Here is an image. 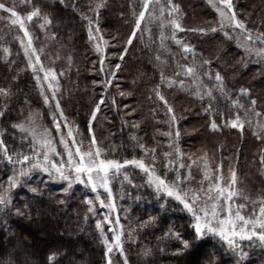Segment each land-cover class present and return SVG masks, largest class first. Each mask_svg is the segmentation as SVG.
I'll list each match as a JSON object with an SVG mask.
<instances>
[{"label":"trees","instance_id":"16d2710c","mask_svg":"<svg viewBox=\"0 0 264 264\" xmlns=\"http://www.w3.org/2000/svg\"><path fill=\"white\" fill-rule=\"evenodd\" d=\"M99 2L31 0L51 19L49 27L55 42L68 54L72 64L74 91L65 99L67 115L75 118L83 131H89L91 122V134L95 135L108 159L144 158L148 162L150 158L145 157L138 146L141 143L147 149L157 150L158 161L163 159L164 151L174 152L176 147L185 163L207 154L211 169L222 164L223 177L228 175L231 179V173H236V185L244 189L241 193L252 200L264 197V164L260 161L264 155V141L253 135L256 122L264 124V115L245 116L244 109L233 106V101L239 99L240 104L249 108L250 99H254L256 111L264 114V58L256 54L249 56L238 46L239 30L220 29L218 13L209 0H171L179 12L173 11L172 16L166 12L162 20H146L142 24L144 31L137 33L131 45L127 41L134 28L133 12L138 14L142 10L141 0H103L104 6L97 16L90 9H95ZM168 2L160 0V6L167 7ZM232 2L237 17L251 30L254 39L264 33V0ZM16 5L25 14L31 10L24 0H16ZM84 15L92 18L93 28L98 24L100 31L94 34L103 38L101 53L95 49L97 42L89 40L88 23L82 19ZM172 19L185 29L209 30L205 33L177 31L176 37L194 49L195 63L211 61L204 71H211L213 75L220 73L226 96L215 92L212 99L206 95L201 99L194 91H189L194 87L189 78L174 77L179 70L176 65H191L193 57L188 54L184 59L181 46L170 38L161 44L162 31L165 37L171 35ZM40 21L37 19L34 23ZM160 23L165 25L163 29ZM213 27L217 28L215 33L210 31ZM225 30L230 32L232 39L225 38ZM252 46L264 47L258 42ZM4 48H8L9 53L6 54ZM24 56L13 32L0 25V88L10 89L7 98L0 95V109H7L6 115L0 118V136L10 155L29 151L27 141L12 127L20 117L21 106L29 104L27 109L45 112L42 98L35 89L33 72L26 66ZM161 71L167 77L184 79L186 85L183 89L178 85L160 89L177 117L171 129L166 107L153 94L160 83ZM204 83L211 87L213 81L205 77ZM241 88L248 89L250 96H240ZM96 104H100V113L92 120ZM210 104L211 111L206 113ZM213 113H219L214 117L221 125L218 131L210 129ZM237 114L245 123L242 131L224 126L226 120L235 119ZM249 119L251 125L246 122ZM177 129L181 133L178 140L175 137ZM169 132L171 137L166 135ZM199 143H207V146L201 147ZM169 144L173 145L171 149ZM10 170L12 166L0 159V181ZM158 170L163 172L162 168ZM193 176L192 187L198 180L196 174ZM146 181L147 177L130 165L110 181L114 201L129 208V217L137 230L136 243L126 246L129 264H226L230 261L237 264L238 260L223 251L225 245L217 237L208 236L193 243L190 249L179 251L182 243L176 233L187 240L193 236L190 217L182 210V205L158 196ZM76 197L72 200L68 196L36 195L26 191L24 200L18 198L9 206L11 211L0 212V264H106L103 247L91 229L90 216L80 219L83 205ZM17 208L25 214L17 215ZM141 247L150 248V251L144 253ZM250 248L248 260L255 259V264H262L264 243L259 247L256 242ZM213 253L218 257H211ZM49 255H55V260L49 262Z\"/></svg>","mask_w":264,"mask_h":264},{"label":"snow or ice","instance_id":"6c2138e0","mask_svg":"<svg viewBox=\"0 0 264 264\" xmlns=\"http://www.w3.org/2000/svg\"><path fill=\"white\" fill-rule=\"evenodd\" d=\"M63 3V0H60ZM24 3L28 5L31 10L26 15H21L16 10L15 3H6L4 0H0V14H8L7 19L12 26H18L19 30L23 32L27 37V43L25 44L21 40V46L24 48V54L28 59V67L33 70V74L39 81L41 79L39 73L43 72V80L48 82V88L51 90V97L44 95V103L47 105L50 103V99L55 101V109L59 112V116L52 115V122L55 127V133L59 136L58 143L63 146V153L57 151V147L54 144V137L51 135V130L42 128L37 124V116L29 115L24 122L13 124L14 129H18L22 136L27 138L29 151L28 153L16 152L15 155L9 154V148L5 144L2 136H0V159L6 160L9 165L12 166V175L7 178V186L0 184V212L11 211L9 207L11 205V191L21 184L22 179L30 176L33 171H41L46 173L50 178H56L68 182V188L72 187L73 183H79L91 189L96 194L95 201H98L100 208H108L109 211L115 210V204L112 196V189L110 181L113 176L118 174L122 169L127 166H133L138 168L146 177L147 184L155 189L158 196H164L171 198L183 206L182 210L186 211L190 217V226L193 230V236L191 240L183 239L179 233H176L177 239L181 240L182 248L179 251L188 250L192 247L193 243L200 242L208 236L217 237L220 241L227 245L229 250L234 252L239 250V242L244 240L258 239L264 243V197L258 200H251L249 196L244 195L238 189L235 188L236 173H231V180L224 179L222 174V164L218 165L216 169H211L207 154L204 157L199 158L202 161V178L195 183L197 187L190 186L195 180L192 173V166L196 165L200 167V163L197 159L191 160V163H185L183 154L178 147L175 151H164L163 159L158 161L157 150L155 148L147 149L144 144H139V148L144 153L145 157L150 158L148 162L144 158H133L131 160H124L123 162L116 159H108L103 149L98 146L95 135L93 134L91 140L87 146L83 142H77L73 130L67 123V118L64 116L63 110L60 108V102L56 97V81L57 73L52 68H45L41 63V57L37 54V50L33 48L32 36L29 32L27 25L35 19L42 20L39 24L41 29H44L45 25L51 24V19L43 14L42 9L31 3V0H24ZM209 4L219 16V27L221 30L231 29L232 32H238L237 43L238 46L244 49V52L249 56L256 54L257 56L264 58V47H253L252 45L257 42L264 45V33L258 34L255 39L253 38L251 30H249L246 24L240 20L234 10L232 0H209ZM104 6L103 0H100L96 4L95 9H90L99 15V9ZM75 7V5H73ZM141 11L137 14L133 12L135 17L134 28L131 35L128 38V45H131L133 39L136 38L137 33H142L144 29L142 24L148 20H162L165 13L168 16H172L173 11L179 12L176 5L168 2V6H160V0H141ZM159 13V15H157ZM0 19H5L3 15H0ZM82 19L88 23V36L90 41H97L96 50L98 53L102 52L101 36L95 35L99 33L98 24L93 28V20L91 17L84 15ZM161 29L165 27L163 23L159 25ZM170 26L172 32L170 37H165L163 31L160 35L161 44L164 43L166 38H170L177 45L181 46L184 55V59H187L188 54H192L193 63L191 65H180L176 67L179 69L174 73V77H187L192 81L194 85L189 91H194L201 99L206 95L209 99L214 97L215 92H219L222 96H226L227 90L224 85L223 77L219 72L214 75L211 71L205 72V66H209L211 61L203 60L201 63H195L196 56L192 47H189L183 41L177 39V31H200L205 33L208 29H185L181 24L175 20H170ZM150 32L151 30L148 29ZM215 33L217 28L210 29ZM224 36L227 39H232L229 31H224ZM3 51L9 53L8 48H4ZM40 51H43L42 49ZM127 49H125V52ZM33 57L35 59L33 60ZM123 60V56L120 57ZM156 59L159 61L160 57ZM103 63V61H101ZM120 65L117 64L116 68L119 69ZM62 75V73H61ZM115 75L114 73L112 74ZM205 77L209 81H213L211 87H208L204 83ZM111 81H108L110 84ZM179 86L181 89L185 88L184 79H175L167 77L163 71L160 73V83L153 89V94L159 101L163 102L166 107V113L169 114V128L177 121L174 109L168 105L165 96L160 90L162 86L172 88L173 86ZM0 95L7 98L10 95V89L0 88ZM123 95V93H121ZM240 96H250L248 89L241 88ZM231 99V97H228ZM103 100L100 101V104ZM251 107L245 108L243 104H240L239 99L233 101V106L237 109H244L245 116L261 117V112L256 111V100L250 99ZM99 111V105L96 106L95 111L92 112V120L96 119V113ZM211 111V104L205 112ZM7 113V109H0V118L4 117ZM219 113H213V119L210 123V129L212 131H218L221 128L216 120L215 116ZM61 121H63V128L67 129L65 136ZM249 125L252 124V120L246 121ZM224 126L231 128H239L241 131L245 127V123L241 122L239 114L235 119L226 120ZM91 122L89 124V132L91 133ZM166 135L172 136L169 132ZM181 135L179 129L175 132V137L179 138ZM258 140L264 141V124L259 121L256 122V131L253 132ZM135 139V137H133ZM23 143V141H22ZM173 147L169 144V148ZM14 151V150H13ZM55 157H59L56 160ZM66 157V159H65ZM260 161L264 164V155H261ZM162 168L161 173L158 169ZM185 170V171H181ZM172 174L171 176L169 174ZM103 189L107 193L108 202L100 198L99 190ZM32 192H37V188L30 189ZM67 191V189H65ZM238 200L250 202L253 205V209L250 213L244 214V209L247 207L246 203H238ZM63 203V201H61ZM85 203L89 205L88 211H94V201L92 199H85ZM258 211L256 210V206ZM17 215H24L25 213L17 208ZM103 223L112 225L109 231L114 234L111 242L104 233ZM115 225H119V230ZM96 228L100 231L101 242L105 245L106 256L108 257L107 264H113L111 253L117 250L123 255V243L122 236L123 225H120L119 217L117 216L115 224L109 219L106 214L104 221H97ZM241 255H244L240 251ZM55 260V255H49L48 261ZM124 264H127V258L124 259Z\"/></svg>","mask_w":264,"mask_h":264},{"label":"rangeland","instance_id":"374dc122","mask_svg":"<svg viewBox=\"0 0 264 264\" xmlns=\"http://www.w3.org/2000/svg\"><path fill=\"white\" fill-rule=\"evenodd\" d=\"M6 3H15L16 0H4ZM16 10L23 16L26 15L25 11H20L16 5ZM5 17V19H0V25L6 26L9 30L13 32V35L18 40L20 46H21V40L24 41V43H27V37L24 36L23 32L19 30L18 26H12L9 24V21L7 19L8 14H0ZM37 19L34 18L33 22H30L27 27L29 29V32L32 36V44L33 48L37 50V54L41 57V63L44 65L45 68H52L57 73V91H56V97L60 102V108L63 110L64 116L67 118V123L69 127L73 130V135L77 142H83L85 146H87L91 140L92 134L89 131H83L79 129V126L77 122L75 121V118L70 117L67 115V103L65 102L66 98L69 96V92L74 91L73 89V76H72V64L70 62V58L68 54L61 48L59 45L56 44L54 36L51 32V29L49 25H45L44 29H41L39 27V24L43 21H40L38 24L34 23ZM36 28V29H34ZM97 42V41H96ZM95 43V40H94ZM22 52L24 54V48L21 46ZM43 51H40V50ZM96 49V48H95ZM97 51V50H96ZM25 55V54H24ZM26 66H28V59L26 56H24ZM35 57H33V60ZM32 72L33 70L28 67ZM62 73V75H61ZM41 79L38 81L36 77L33 74L34 80H36V87L35 89L38 90L41 98H42V104L45 106V112L38 109H27L29 104H25V106H21L20 111V117L16 124L24 122L26 118L29 115L37 116L38 119L36 121L37 124L41 125L42 128H47L51 130V135L54 137V144L57 147V151L63 153V146L58 143L59 136L55 133V127L52 122V115L55 112L57 116H59V112L55 109V101L50 99L49 104L44 103V96L41 95L43 92L44 95H48L51 97V90L48 88V82L44 81L43 78V72L39 73ZM66 88V89H65ZM65 89V90H64ZM38 94V95H39ZM96 104L93 108V111H95ZM100 105V104H99ZM30 108V107H29ZM100 111V110H99ZM97 113H100V112ZM96 113V114H97ZM63 121H61L62 130L66 136L67 129L63 128ZM18 132L19 130L16 129ZM20 133V132H19ZM21 134V133H20ZM25 141H27V138L23 136ZM28 143V142H27ZM98 144V143H97ZM201 147H206L207 143H199ZM100 146V144H98ZM101 147V146H100ZM102 148V147H101ZM199 155V154H198ZM203 156H198L193 159H197L200 163V167L198 168L196 165L192 166V172L193 175L196 174L197 179L200 180L202 178V161L199 160ZM56 160H59V157H55ZM66 159V157H65ZM192 159V160H193ZM123 162V161H121ZM191 163V162H190ZM138 169V168H137ZM12 175V170H10L9 174L6 177H3L0 181V184H3L7 186V178ZM224 179L227 181H230L229 176H224ZM197 180V181H198ZM241 184V183H239ZM196 184L194 187H197ZM37 188V192H32L30 189ZM235 188L238 189L240 192L241 190H244L242 187H239L235 184ZM67 189V191L65 190ZM26 191L30 194H41L44 193L45 195L49 196H62L63 198L68 196L69 199L75 200V197L77 198L78 202L83 205V208L80 213V219H85L90 216V219L92 220L91 229L96 233V237L98 238L101 246L104 250V257L107 264L108 257L106 256V248L105 245L101 242V235L100 231L96 228V222L99 220L101 222L104 221V217L107 214L109 216V219L113 222V225L115 224V220L117 216L119 217L120 225H123V233L122 236V243H123V255H121L117 250H114L113 253H111V258L113 260V264H124L125 257L127 258V264L128 262V255H127V249L126 246L128 244H135L136 243V237H137V230L135 225L132 223V219L129 217L130 211L129 208L126 205H123L119 202L114 201L115 204V210L109 211L108 208H100L98 201H95V196L90 188L85 187L82 184L79 183H73L72 187L68 188V182L56 178H50L46 173H43L41 171H33L30 176L25 177L22 179V182L20 185H18L15 189H12L11 191V205L17 202L16 199H23L26 197ZM100 198L105 200V202H108L107 199V193L104 192L103 189L99 190ZM244 194V193H243ZM245 195V194H244ZM248 196V195H247ZM262 198L261 196H259ZM92 199L94 201V211L89 212L88 207L89 205L85 203V199ZM251 199V198H250ZM252 200V199H251ZM257 200V199H254ZM238 203H246L247 207L244 209V214H248L252 211L253 205L250 202H245L243 200H238ZM258 205L256 206V210L258 211ZM104 228V233L108 237L109 241L111 242L113 232L109 231V228L112 225H109L107 223L102 224ZM116 229L119 230V225H115ZM246 241V242H245ZM259 242V247H263V243L260 242L258 239L253 238L252 240H244L239 242V250L234 252L232 250H229L227 245L224 243H221L225 245V248L223 251H228L229 256H232V259L238 260L237 264H255V259H249V253H250V247H253V244ZM146 248V247H145ZM141 250L144 253H148L150 251V248L146 250L144 247H141ZM249 250V252H248ZM240 251L244 253V255L240 254ZM211 257H218L211 254ZM214 261V258H213ZM227 261V260H226ZM262 262V261H260ZM226 263V262H225ZM226 264H235L233 261L227 262ZM264 264V261L262 262Z\"/></svg>","mask_w":264,"mask_h":264}]
</instances>
